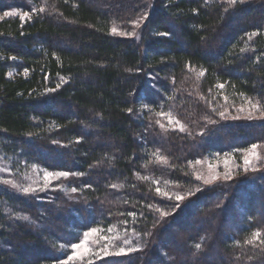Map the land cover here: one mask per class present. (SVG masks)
<instances>
[{
    "label": "trees",
    "instance_id": "1",
    "mask_svg": "<svg viewBox=\"0 0 264 264\" xmlns=\"http://www.w3.org/2000/svg\"><path fill=\"white\" fill-rule=\"evenodd\" d=\"M27 1L0 19V155L68 175L0 189V264H264V172L191 165L264 153V119L236 115L264 109V0ZM94 227L134 249L68 259Z\"/></svg>",
    "mask_w": 264,
    "mask_h": 264
},
{
    "label": "rangeland",
    "instance_id": "2",
    "mask_svg": "<svg viewBox=\"0 0 264 264\" xmlns=\"http://www.w3.org/2000/svg\"><path fill=\"white\" fill-rule=\"evenodd\" d=\"M29 4H33L31 1L24 0ZM16 3L9 7V3ZM8 4V6H5ZM21 4V6H17ZM22 7L21 0H0V19L3 18L5 13H16L19 16H24L29 12ZM138 23L130 24L123 31H118L117 34H123L124 36L137 37L138 30L135 28ZM240 105L236 115L241 117H254L255 119H264V109L256 106L249 100L242 98L239 100ZM255 106V107H254ZM170 124L177 125L179 122L173 117H169ZM252 146L242 151H237L235 155L232 152H221L217 150L209 151L208 155L197 158L191 165L195 176L200 179L203 184L213 185L222 180H230L238 174H245L248 172H264V153L260 145L253 151H250ZM249 163H245V161ZM57 171H51L45 167L39 165H31L26 167H16L15 169L10 165L3 155H0V189L6 191H12L21 194H30L36 190H44L45 187H49L51 184L59 182L61 177ZM51 174V175H49ZM207 181V182H206ZM27 189V191H25ZM92 229L97 231L85 238V233H89ZM86 231L80 242L73 245H80L82 241L85 243L79 247H71L72 252L68 259L79 260L81 262L85 260L101 258L108 255L120 254L130 252L134 249L135 245L130 244L129 238H123L111 234L110 231H104L103 228L94 227ZM123 249V251H121Z\"/></svg>",
    "mask_w": 264,
    "mask_h": 264
},
{
    "label": "snow or ice",
    "instance_id": "3",
    "mask_svg": "<svg viewBox=\"0 0 264 264\" xmlns=\"http://www.w3.org/2000/svg\"><path fill=\"white\" fill-rule=\"evenodd\" d=\"M235 2H236V0H230V3H235ZM40 11H43V9H40ZM15 14H16V13H5V15H15ZM27 15H28L27 13L24 14V16H27ZM24 16H22L21 18L23 19ZM112 31H113V32H116L117 29L114 27V28L112 29ZM254 107H255V106H254ZM221 115H223V113H221ZM181 130H183V129L181 128ZM256 148H257V145L254 144V145H252V149H251L250 151H253V152H254V150H255ZM245 163H249V161L246 160ZM49 175H51V174H49ZM59 175H60V176H67L68 173H67V172H62V173H59ZM206 182H207V181H206ZM74 190H75V189H74ZM25 191H27V189H25ZM177 199H182V197H177ZM96 231H97L96 229H92L89 233H85V238H87L89 235H91L92 233H94V232H96ZM256 236L258 237V236H259V233H257ZM84 243H85V242L82 241L80 245H73V247H74V248H79V247H81ZM249 243H251V241H249ZM262 243H264V241H262ZM196 247L199 248L200 245L197 244ZM121 251H123V249H121ZM70 259H71V258H70Z\"/></svg>",
    "mask_w": 264,
    "mask_h": 264
}]
</instances>
